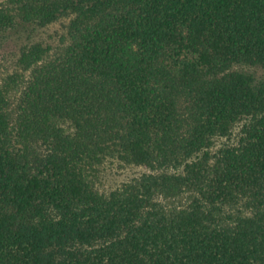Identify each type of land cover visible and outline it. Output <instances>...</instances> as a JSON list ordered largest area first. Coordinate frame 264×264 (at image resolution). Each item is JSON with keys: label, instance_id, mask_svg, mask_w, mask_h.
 <instances>
[{"label": "trees", "instance_id": "trees-1", "mask_svg": "<svg viewBox=\"0 0 264 264\" xmlns=\"http://www.w3.org/2000/svg\"><path fill=\"white\" fill-rule=\"evenodd\" d=\"M6 43L0 264H264V0H0Z\"/></svg>", "mask_w": 264, "mask_h": 264}, {"label": "rangeland", "instance_id": "rangeland-1", "mask_svg": "<svg viewBox=\"0 0 264 264\" xmlns=\"http://www.w3.org/2000/svg\"><path fill=\"white\" fill-rule=\"evenodd\" d=\"M58 28H60L59 25H54L53 27L48 29V33L53 34L55 36L56 40L58 39V37H57V34L55 33V31L58 30ZM13 48H14V46L11 43H6L3 47L0 48V55L5 53V52L11 51Z\"/></svg>", "mask_w": 264, "mask_h": 264}]
</instances>
